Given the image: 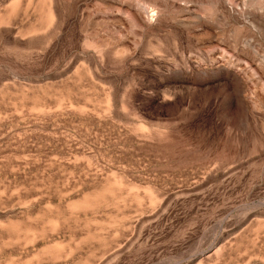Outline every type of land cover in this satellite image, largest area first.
<instances>
[{
    "label": "rangeland",
    "instance_id": "rangeland-1",
    "mask_svg": "<svg viewBox=\"0 0 264 264\" xmlns=\"http://www.w3.org/2000/svg\"><path fill=\"white\" fill-rule=\"evenodd\" d=\"M0 264H264V0H0Z\"/></svg>",
    "mask_w": 264,
    "mask_h": 264
}]
</instances>
